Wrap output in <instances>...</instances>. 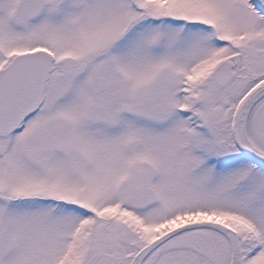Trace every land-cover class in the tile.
Listing matches in <instances>:
<instances>
[{
  "label": "snow or ice",
  "instance_id": "1",
  "mask_svg": "<svg viewBox=\"0 0 264 264\" xmlns=\"http://www.w3.org/2000/svg\"><path fill=\"white\" fill-rule=\"evenodd\" d=\"M0 264H264V0H0Z\"/></svg>",
  "mask_w": 264,
  "mask_h": 264
}]
</instances>
